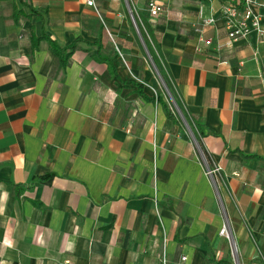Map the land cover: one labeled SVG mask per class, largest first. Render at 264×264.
<instances>
[{
	"label": "crops",
	"instance_id": "0c3cea01",
	"mask_svg": "<svg viewBox=\"0 0 264 264\" xmlns=\"http://www.w3.org/2000/svg\"><path fill=\"white\" fill-rule=\"evenodd\" d=\"M156 1L158 17L129 4L157 66L123 0H0V264H264V46L227 42L220 0ZM48 40L75 47L66 64ZM159 71L216 190L148 100Z\"/></svg>",
	"mask_w": 264,
	"mask_h": 264
},
{
	"label": "built area",
	"instance_id": "2783aa9c",
	"mask_svg": "<svg viewBox=\"0 0 264 264\" xmlns=\"http://www.w3.org/2000/svg\"><path fill=\"white\" fill-rule=\"evenodd\" d=\"M221 7L217 12L218 18L223 20L224 28L226 31V40L228 43L238 39H246L249 35H256L258 42L264 46V0H220ZM86 5L95 10L94 0H86ZM146 11L150 17H158L163 13V7L157 3L156 0H147ZM131 20L136 29L133 17ZM216 21L215 16L208 19L205 24H214ZM204 44H210V41L201 40ZM158 76V75H157ZM161 86L163 82L158 76ZM264 83V77H262ZM189 131V129H188ZM201 153V151H200ZM201 158L205 166V175L212 183L216 190L217 184L221 180L219 166L213 164L209 157L201 153ZM219 236L226 239L230 244L231 252L233 255L234 248L231 243V235L229 233L228 223L224 220L223 225L219 231ZM234 260V258H233ZM185 257L180 258L181 264H184ZM161 264H166V258L160 260Z\"/></svg>",
	"mask_w": 264,
	"mask_h": 264
},
{
	"label": "trees",
	"instance_id": "16d2710c",
	"mask_svg": "<svg viewBox=\"0 0 264 264\" xmlns=\"http://www.w3.org/2000/svg\"><path fill=\"white\" fill-rule=\"evenodd\" d=\"M133 19L135 21L139 34L143 40V43L149 55L151 56L154 65L157 66L158 61L154 56L151 44L148 42L147 35H145V33L142 31L134 15H133ZM143 28H145L147 34L149 35V38H153L152 33L150 32V29L146 23H143ZM48 42L56 58L59 61H61V63L66 64L70 54L74 51L75 47L72 45L67 49H61L53 41L48 40ZM103 61L108 65L109 73L111 74V76H115V72L111 64L113 58L103 59ZM159 74L164 86V88L162 87L164 98L161 97V92H159L156 94V96L148 100L154 104L160 105L163 109L165 116L168 119H170L173 122V124H181V123L185 124L188 127L189 131L191 132L195 143L199 147V150L205 156V158H207V155L201 145V138L204 136V129L202 125L188 114L182 101L177 97L176 90L174 89V86L172 87V84L166 77V74L163 71H159ZM138 93L142 97H144L140 89L138 90ZM172 102L174 105L172 104ZM47 177L48 176H44L37 178L35 180H45Z\"/></svg>",
	"mask_w": 264,
	"mask_h": 264
},
{
	"label": "rangeland",
	"instance_id": "374dc122",
	"mask_svg": "<svg viewBox=\"0 0 264 264\" xmlns=\"http://www.w3.org/2000/svg\"><path fill=\"white\" fill-rule=\"evenodd\" d=\"M123 1H124L125 4L127 5V8H128V10H129L130 14L133 16V13H132L131 8H130L129 0H123Z\"/></svg>",
	"mask_w": 264,
	"mask_h": 264
},
{
	"label": "water",
	"instance_id": "95a60500",
	"mask_svg": "<svg viewBox=\"0 0 264 264\" xmlns=\"http://www.w3.org/2000/svg\"><path fill=\"white\" fill-rule=\"evenodd\" d=\"M172 104H173V102H172ZM173 105H174V104H173ZM187 128H188V127H187ZM188 132H189L191 138L193 139V136H192L191 132H190V131H188ZM193 140H194V139H193Z\"/></svg>",
	"mask_w": 264,
	"mask_h": 264
}]
</instances>
